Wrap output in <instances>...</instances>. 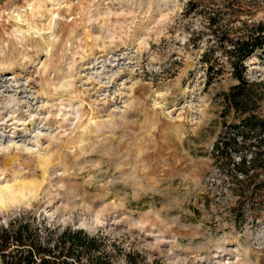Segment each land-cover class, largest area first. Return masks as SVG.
<instances>
[{
  "label": "rangeland",
  "instance_id": "1",
  "mask_svg": "<svg viewBox=\"0 0 264 264\" xmlns=\"http://www.w3.org/2000/svg\"><path fill=\"white\" fill-rule=\"evenodd\" d=\"M192 1L0 0V227L28 211L104 233L114 264H264L262 197L213 153L236 81L207 83ZM249 1L232 25L264 21ZM245 64L264 96V60Z\"/></svg>",
  "mask_w": 264,
  "mask_h": 264
},
{
  "label": "trees",
  "instance_id": "2",
  "mask_svg": "<svg viewBox=\"0 0 264 264\" xmlns=\"http://www.w3.org/2000/svg\"><path fill=\"white\" fill-rule=\"evenodd\" d=\"M243 1L194 0L191 4L209 8L205 15L211 47L202 55L207 83H213L226 70L236 81L219 95L226 128L215 142L213 153L220 164H233L242 176L237 178L241 198L250 193L252 200L262 197L264 205V117L258 113L264 96L255 88L263 82L250 81L245 64L255 54L264 60V21L250 18L239 26L232 25L233 18L242 14ZM215 48L225 56L228 69L220 62L222 58L213 54ZM233 154H238L239 161ZM109 239L107 234L94 235L71 225L60 230L45 216L27 211L0 227V264H114ZM127 254L129 264H138L136 253Z\"/></svg>",
  "mask_w": 264,
  "mask_h": 264
},
{
  "label": "bare ground",
  "instance_id": "3",
  "mask_svg": "<svg viewBox=\"0 0 264 264\" xmlns=\"http://www.w3.org/2000/svg\"><path fill=\"white\" fill-rule=\"evenodd\" d=\"M14 199H15V197H14ZM4 201H5V198L2 194V191L0 190V203H3Z\"/></svg>",
  "mask_w": 264,
  "mask_h": 264
}]
</instances>
